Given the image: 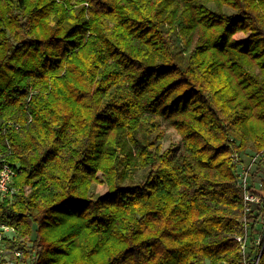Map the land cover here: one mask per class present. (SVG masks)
<instances>
[{"label":"trees","instance_id":"16d2710c","mask_svg":"<svg viewBox=\"0 0 264 264\" xmlns=\"http://www.w3.org/2000/svg\"><path fill=\"white\" fill-rule=\"evenodd\" d=\"M254 156L264 191V0H0V222L32 264H264Z\"/></svg>","mask_w":264,"mask_h":264},{"label":"built area","instance_id":"2783aa9c","mask_svg":"<svg viewBox=\"0 0 264 264\" xmlns=\"http://www.w3.org/2000/svg\"><path fill=\"white\" fill-rule=\"evenodd\" d=\"M255 157H252L247 163L238 164L237 167L238 184L244 190L246 202H257L260 200V195L264 194L259 180L252 181L250 176ZM14 176V168L0 158V196L12 194L15 191L11 185ZM14 233L15 229L13 227L0 222V264H32V256L26 255L21 248L9 246V241L15 240ZM236 240L241 242V248L244 251L245 239L242 236H236ZM258 260L259 255L255 257L253 262H246L245 264H257Z\"/></svg>","mask_w":264,"mask_h":264},{"label":"rangeland","instance_id":"374dc122","mask_svg":"<svg viewBox=\"0 0 264 264\" xmlns=\"http://www.w3.org/2000/svg\"><path fill=\"white\" fill-rule=\"evenodd\" d=\"M224 11L228 12V11H231V9L228 7H224ZM150 138L154 140L155 144L160 143L162 150L170 149L172 152L171 154H177L181 148V137L177 133V131L172 127L164 128L163 131L159 134L153 133L150 136ZM258 173L259 175L260 174L264 175V167H260L259 171L256 172L255 174L256 179H258L257 177ZM106 191H107L106 184L103 182H97V183L92 184L91 196L95 198L97 196L105 194Z\"/></svg>","mask_w":264,"mask_h":264}]
</instances>
